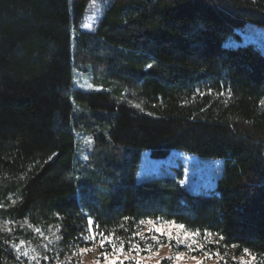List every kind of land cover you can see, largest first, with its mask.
Instances as JSON below:
<instances>
[{
    "label": "trees",
    "instance_id": "obj_1",
    "mask_svg": "<svg viewBox=\"0 0 264 264\" xmlns=\"http://www.w3.org/2000/svg\"><path fill=\"white\" fill-rule=\"evenodd\" d=\"M90 2L0 0V264H21L19 242L43 264L98 240L140 244V222L158 216L205 235V252L230 264L244 249L264 264V53L226 45L264 28V0H111L84 33ZM73 34L77 51L105 52L108 77L135 79L134 102L118 89L70 93ZM93 119L106 159L80 188L76 123ZM173 150L222 161L211 193L134 182L144 151Z\"/></svg>",
    "mask_w": 264,
    "mask_h": 264
},
{
    "label": "rangeland",
    "instance_id": "obj_2",
    "mask_svg": "<svg viewBox=\"0 0 264 264\" xmlns=\"http://www.w3.org/2000/svg\"><path fill=\"white\" fill-rule=\"evenodd\" d=\"M111 0H91L82 24L81 32L93 33L100 21L104 8ZM241 39L230 38L226 45L253 43L264 53V28L248 25L239 31ZM73 34L72 48L73 58V86L74 90L94 92L118 89L121 96L134 102V95L139 85L135 79L124 80L115 75L107 74L105 52L97 49L94 55L77 51ZM86 54V56H85ZM109 54H113L110 52ZM108 84V85H106ZM75 105V114L88 115L91 113L84 108ZM78 131L76 134V158L72 170V178L82 188L83 184L91 177L98 161L106 159L102 149L106 143L107 132L104 124L98 119L86 127L85 122L77 120ZM105 162V161H104ZM223 163L220 160L204 159L181 151L173 150L166 158H152L148 151L141 154L139 162L132 172L136 184L153 183L155 185L170 184L178 186L192 195H206L211 193L222 175ZM101 171H99L100 173ZM149 220L152 222L149 223ZM139 236L140 244L130 247H116L109 245L104 239L96 241L92 246L72 250L65 256L53 258L46 264H230L229 260L219 255L205 252L208 245L205 235L191 230L181 223L158 216L142 220ZM180 225L184 227L181 228ZM145 246V247H143ZM202 246V247H201ZM15 258L21 264H43V259L32 243L19 242L13 246ZM27 253V254H25ZM243 254L235 258L237 262H253V258Z\"/></svg>",
    "mask_w": 264,
    "mask_h": 264
},
{
    "label": "snow or ice",
    "instance_id": "obj_3",
    "mask_svg": "<svg viewBox=\"0 0 264 264\" xmlns=\"http://www.w3.org/2000/svg\"><path fill=\"white\" fill-rule=\"evenodd\" d=\"M148 67L150 68V67H152V65H148ZM135 107H137V108H139L140 107V105L139 104H136L135 105ZM13 203H15V202H13ZM0 207H2V205H0ZM152 221L151 220H149V223H151ZM141 223H143V221H141ZM89 224L91 225L92 224V220H91V218L89 219ZM180 227L181 228H183L184 226L183 225H180ZM210 235V234H209ZM90 237H86L85 239H89ZM202 247V246H201ZM235 247V246H234ZM244 252L245 253H248V249H244ZM25 254H27V253H25ZM216 255H219V253H217ZM242 264H246V262H243L242 261Z\"/></svg>",
    "mask_w": 264,
    "mask_h": 264
}]
</instances>
